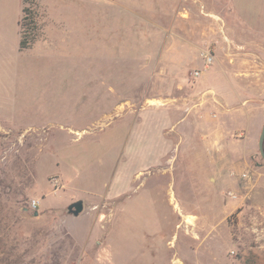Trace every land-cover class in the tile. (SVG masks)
Here are the masks:
<instances>
[{"label": "rangeland", "instance_id": "1", "mask_svg": "<svg viewBox=\"0 0 264 264\" xmlns=\"http://www.w3.org/2000/svg\"><path fill=\"white\" fill-rule=\"evenodd\" d=\"M188 5L0 0V264H171L176 251L192 264L264 257V176L255 171L264 167V40L242 34L240 47L215 28L217 38L193 45ZM24 7L36 16L26 28L37 27L27 49ZM208 53L213 66L192 81ZM165 130L190 151L169 153L153 138ZM79 200L74 217L68 207ZM174 213L203 221L179 219V230ZM210 225L216 239L197 251L184 234Z\"/></svg>", "mask_w": 264, "mask_h": 264}, {"label": "crops", "instance_id": "2", "mask_svg": "<svg viewBox=\"0 0 264 264\" xmlns=\"http://www.w3.org/2000/svg\"><path fill=\"white\" fill-rule=\"evenodd\" d=\"M189 2V8L186 10L187 12V17L185 18V20H191V24L187 26V30L189 32L190 35V39L192 41V44H196L197 42L193 41V40H198L199 38L201 39H208V38H217L216 35L218 34L217 29H220V31H222V35L224 38L229 39L230 41H233L237 46L240 47H244L245 45H247V42L245 41L247 38H244L242 36V34H246L247 37L250 36V38H259L264 40V0H188ZM210 21H214V23H211ZM256 45H261L258 43H255ZM176 58H185V57H176ZM189 58V57H187ZM192 58H197V57H192ZM199 58V57H198ZM197 58V61L199 62V59ZM224 71V70H223ZM184 117L179 120L180 123H184L185 122ZM189 123V119L187 120ZM191 122V120H190ZM180 125V124H179ZM178 127V126H177ZM171 130V129H170ZM170 130H165V131H161L158 132L154 131L153 132V138H158L161 137L164 139H166V142H163L164 144V148L168 147V144L170 145L169 153L171 150H174L175 148H178L182 150V148H184V150L182 151L183 153H185L186 151L189 152L191 147L193 145H186V140H184L185 136H182L181 134H179L178 131L175 132H171ZM144 133V138L146 137V133ZM219 131L217 134V137H219ZM149 137L151 136V132L148 133ZM172 134H176V139L178 137L177 143L171 141H168V139H170V136ZM140 137H142V132ZM204 138H208V136H204ZM158 139L155 140L154 143H156L159 148H163L162 147V143L161 142H157ZM170 142V143H168ZM185 144V146L183 147V145ZM163 148V149H164ZM167 152V150H160V155L159 156V166L158 168L161 167L162 165V156L163 153ZM168 160V159H167ZM170 160V159H169ZM150 165H147V169H151ZM264 168V167H263ZM261 168V169H263ZM260 169V170H261ZM260 170L256 169L255 171L259 172V174L261 175V178L264 176V172H261ZM148 171V170H146ZM149 176L147 174H145L143 177H140L141 180V185L144 184L146 186V181L149 179ZM211 182L213 181V179H210ZM216 183L217 179H214ZM263 180V179H262ZM148 182V181H147ZM263 190V189H262ZM264 191H262L259 195H263ZM171 199H172V203L174 205V207L176 208V210L178 212H182V209L180 207V205L178 204L177 200H176V195L174 194L173 191H171ZM176 216L174 217V222H175V226L176 229L181 230L178 226V220L180 219V221H182V218H185V223H186V218L187 221L192 223V221L194 220V216L196 217L197 221H203L202 218H199V216L189 213V214H185V213H174ZM187 216V217H186ZM205 219L207 220V222L211 223L214 220H210L209 218L205 217ZM189 226L190 224L186 223V226ZM191 228H189L190 230ZM200 230V229H199ZM217 230V231H216ZM218 226L216 225H210V226H205L203 228H201L200 231H198V228H193L192 230V234L196 236L193 237H189V235H185L184 236L186 239L190 238V240H192V242H196L197 244V251H199L200 248H202L204 245L208 244V242H211L212 239H214L216 236L215 234H217L218 232ZM179 232H175L173 234V239L170 241L171 245H176L177 246V241L180 238ZM212 234H214V236H212ZM203 236V237H202ZM218 237V236H217ZM216 239V238H215ZM192 251V250H191ZM190 259L188 258H181L180 254L178 253V251H176L174 253V256L172 258V262L171 264H192L190 261ZM227 263L229 264H264V257L258 262L257 259L256 261H239L238 263H235L234 261H230L228 259H224Z\"/></svg>", "mask_w": 264, "mask_h": 264}, {"label": "trees", "instance_id": "3", "mask_svg": "<svg viewBox=\"0 0 264 264\" xmlns=\"http://www.w3.org/2000/svg\"><path fill=\"white\" fill-rule=\"evenodd\" d=\"M27 0H24V4ZM23 17L19 23L20 26V36H21V49H27L29 47H32L33 44L37 41V35L29 32V30H36V26H33L32 29H29L30 27L26 28V22L29 20L30 23L28 25H36L35 20V13L31 11V9H28L24 7L23 10ZM27 25V26H28Z\"/></svg>", "mask_w": 264, "mask_h": 264}, {"label": "built area", "instance_id": "4", "mask_svg": "<svg viewBox=\"0 0 264 264\" xmlns=\"http://www.w3.org/2000/svg\"><path fill=\"white\" fill-rule=\"evenodd\" d=\"M201 58L203 60V67H202V69H196L191 73L192 81H196V80L202 78V76H204V74L211 69V67L213 66V64L215 62V57L211 53H208L205 55V57H201ZM198 106H200V104H195L191 108L189 107V108L185 109V111L191 112L194 108H196ZM200 117L204 118V115H200ZM214 117H216L215 114L212 115V118H214ZM243 178H247V175H243ZM245 190H248V187H246ZM229 197L233 200L238 199V195L234 194V193H229ZM30 206L33 210H36L39 207V203L36 201H33Z\"/></svg>", "mask_w": 264, "mask_h": 264}, {"label": "water", "instance_id": "5", "mask_svg": "<svg viewBox=\"0 0 264 264\" xmlns=\"http://www.w3.org/2000/svg\"><path fill=\"white\" fill-rule=\"evenodd\" d=\"M259 149H260V153L262 158L264 159V126L260 135V140H259ZM85 209V205L84 202L82 200L76 201L74 203H72L69 207H68V212L70 215H73L74 217H79ZM39 215L38 212L35 213V216L37 217Z\"/></svg>", "mask_w": 264, "mask_h": 264}, {"label": "bare ground", "instance_id": "6", "mask_svg": "<svg viewBox=\"0 0 264 264\" xmlns=\"http://www.w3.org/2000/svg\"><path fill=\"white\" fill-rule=\"evenodd\" d=\"M178 210V209H177Z\"/></svg>", "mask_w": 264, "mask_h": 264}]
</instances>
